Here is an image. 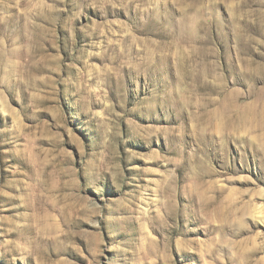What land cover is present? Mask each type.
Returning a JSON list of instances; mask_svg holds the SVG:
<instances>
[{
    "label": "rangeland",
    "instance_id": "rangeland-1",
    "mask_svg": "<svg viewBox=\"0 0 264 264\" xmlns=\"http://www.w3.org/2000/svg\"><path fill=\"white\" fill-rule=\"evenodd\" d=\"M0 264H264V0H0Z\"/></svg>",
    "mask_w": 264,
    "mask_h": 264
}]
</instances>
